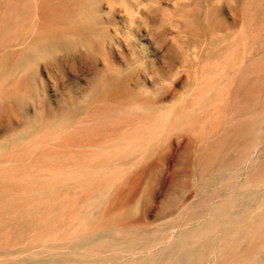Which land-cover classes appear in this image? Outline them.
I'll return each instance as SVG.
<instances>
[{
    "label": "rangeland",
    "instance_id": "obj_1",
    "mask_svg": "<svg viewBox=\"0 0 264 264\" xmlns=\"http://www.w3.org/2000/svg\"><path fill=\"white\" fill-rule=\"evenodd\" d=\"M166 1L157 23L171 25L167 60L176 52V61L168 60L165 85L177 84L159 105H172L171 132L130 140L122 155L117 148L129 130L100 121L94 107L99 60L57 51L5 80L0 74V264H264V0H221L223 25L215 28L200 11L205 0ZM100 6L105 30L124 39L123 8L108 0ZM64 7L65 0H0V71L39 31L59 29ZM211 36L239 45L216 82L219 95L193 105L191 85ZM154 85L142 91L153 93ZM56 125L64 129L47 132ZM32 130L37 139L9 144Z\"/></svg>",
    "mask_w": 264,
    "mask_h": 264
},
{
    "label": "bare ground",
    "instance_id": "obj_2",
    "mask_svg": "<svg viewBox=\"0 0 264 264\" xmlns=\"http://www.w3.org/2000/svg\"><path fill=\"white\" fill-rule=\"evenodd\" d=\"M100 1H102V0H77L75 6L72 7L69 4L70 0H65L64 12H63V15L60 17L61 27L59 29H56V30L44 29V30L39 31L34 36L32 41H30V42L28 41L29 43H28L27 47L15 59L16 62H14V65L10 66V67H4L0 71V74L3 75L2 79L5 80L7 77H9L11 75L14 76V73L18 74L19 72H21L26 66L28 67L31 64V62L32 63L38 62L39 60H41L45 56L49 55L50 53L57 52V51H61V52L65 51L68 54L81 53V54H83V55H85L91 59H94L96 61L99 60L100 63L103 64V68L99 70V74L94 78V84H93L94 86L92 85L94 92H92V91L91 92L94 95V107L96 109V106H97L100 110L99 120L102 119V120L108 121L107 123H109V122L119 123V124H122L126 127V129H127L126 132H128V130H129V133L124 134L123 138L120 137V138H122V141H121V144L119 143L117 150L119 151L118 153H120L118 155H122L126 150L128 152V149L131 148L130 142L132 140H143V139L148 140V138H153V137L155 138L156 136L161 135L162 133L169 134L171 132L170 126L172 125L171 122L173 121V114H174L173 110L170 109V106H172V105L168 106L169 108H165L161 104L159 105V103L166 100L168 97V94L172 93V89L169 86V84H171V85L177 84L176 80L171 79L170 83L168 85H165V82H166L165 74H166V71L170 67L168 60L170 61V63L172 62L171 60H173L171 58H170L171 60L170 59L167 60V58L169 57V50H170L167 47V45L168 44L172 45V41H173V38H171V37L169 38L168 34L172 33V30L170 28L171 25H170V27L167 28L164 26V24L161 25L162 22H161V24L157 23V19L160 20V18H158V14H159L158 12L161 11V13H162V10H163L162 9V1H164V2H168V1H166V0H148L149 2L144 4V2L142 0H108L111 9L114 5H119L120 7L123 8V11L129 17L128 26L126 27L127 36L124 39H120L117 37L115 39H113L110 31L105 30V21H102L98 16L99 12L101 10ZM204 2H205L204 7L200 8V11L203 9L202 15H204V17L207 18L206 21H208L209 25L212 26L213 28L219 26V24H221L222 22L221 23L219 22V19H218L216 14H220V12H221L220 10H217V8L221 9V0H205ZM224 2H225V0H224ZM231 2H233V1H231ZM226 3H228V2L226 1ZM35 5H36V3H35ZM230 8H232V7H230ZM35 9H37V8H35ZM235 11H236V9H235ZM197 14L199 15L198 11H197ZM190 17L189 18L186 17L184 19V21H182L184 26H186V27L190 26V22L192 21V19H190ZM220 17H221V15H220ZM183 18H184V15H183ZM246 18H247V23H248L247 25L251 26L253 21H254L252 13L248 12L246 14ZM170 20H171V18H170ZM221 20H223V19H221ZM225 20H226V17H224L223 21H225ZM227 21H228V19H227ZM222 25H223V23L221 24V27H222ZM206 26H208V24ZM229 27L231 28L230 25H229ZM203 30H204V28H203ZM230 30H232V29H230ZM235 32H233V33H235ZM242 34H243V32H242ZM190 36H192V35H190ZM236 36L238 37V35H236ZM140 38L143 39L144 41H146L147 44L139 46L138 43L140 44V42H141ZM112 40H114L113 46L115 47V52H116V54H118L120 59H117L118 58L117 55L114 56V47L111 50H110V48H108V45L110 44V42ZM204 41H205V39H204ZM244 42H242V44ZM184 43H185V41H184ZM124 44H126V45H124ZM204 45H205L204 47L207 46L208 49H207V47L206 48L203 47L201 49V52H200L201 54H200L199 63H198L199 66H198V71H197L198 77H196V79L192 82V85H191V93L194 96L193 102H192L193 105L194 104L197 105L200 101H203V102L207 101L209 96L211 95V93H217V95H219L218 90L215 87L216 82L218 81L219 77L221 76V73L223 72V68H225L224 65L227 66L228 65L227 62L232 60V58H229V56L231 55V53L235 49L238 48L239 43L236 42L235 40H232V39L229 40V39H224V38H220V37L215 38V37L211 36L210 38H208V40L205 42ZM171 50H172V48H171ZM238 51H243V48L240 47V50H238ZM179 54H181V53H179ZM239 54H240V52H239ZM173 55H174V53H173ZM148 58H151L150 62H148V60H147ZM175 58H176V52L174 55V60H175ZM182 61H184V58ZM178 62H181V61H178ZM185 62H187V61H185ZM239 63H240V61H239ZM15 64L17 66L16 69H15ZM172 64H174V63L172 62ZM147 65L152 66L151 67V73L154 76L150 75L151 73L149 74V71H148L149 69L147 70ZM236 66L237 65H235V67ZM64 67L65 66H63L62 68H64ZM172 67L174 69L175 66H172ZM239 67H240V65H239ZM184 68H185V65H184ZM39 69H40V67H39ZM42 70H41V72H42ZM135 70L137 72L135 73L134 77L129 78L128 75L132 71H135ZM179 70H178V72H179ZM234 73H235V71H234ZM42 74H43V72H42ZM170 75H171V73H170ZM170 75H167V76L170 77ZM28 77H29V74H28L27 78ZM76 78H78L77 74H76ZM76 78L73 77V79H76ZM30 79H31V77H30ZM167 79L169 80V78H167ZM149 81H150V83H153L155 85H154L153 93L147 94V93L143 92L142 89L146 90V88H147L146 85H147V83H149ZM180 81H179V83H180ZM23 82H25V81H23ZM34 82H35V80H34ZM24 84H26V82ZM131 84H133V86H131ZM34 85H35V83H34ZM75 85H76V83H75ZM184 85L185 84H183V86ZM52 86H53V84H52ZM133 87L137 88L138 90H134ZM179 87H180V85H179ZM24 88H25V86H24ZM24 88H23V90H24ZM176 88H178V87H176ZM66 90H68V89L66 88ZM7 91H9V90H7ZM26 91H27V89H26ZM69 94H71V93H69ZM170 97H171V95H170ZM171 98H170V100H171ZM108 100H111L112 103L109 104L107 102ZM168 101H169V99H168ZM85 102H86V100H85ZM92 102H93V100H92ZM81 107H83V105ZM85 108H86V104H85ZM92 109H93V107H92ZM0 111H1V109H0ZM93 112H95V111H93ZM252 113H253V111H252ZM94 114L96 115V113H94ZM183 115H185V113H183ZM192 117H194V116H192ZM247 117H249V116H247ZM64 120H65L64 123L72 121V119L69 116ZM228 120H229V118H228ZM228 120H227V122H228ZM36 121H38V120H36ZM2 122H3V120H2ZM45 122L46 121H44V123ZM229 123L230 122H228V125H229ZM101 125H102V123H101ZM127 126L129 127V129ZM226 126H227V124H226ZM40 127L41 126H39V128ZM49 127H51V128L49 129L48 127H46V130H48L47 132H49L50 134L53 131H57V129H60V128L64 129V127L61 125L49 126ZM233 128H236V126L232 127V130H233ZM1 130H2V128L0 127V131ZM41 130L42 129H40V131ZM252 131H254V130H252ZM252 131H251V134H252ZM241 133H243V131ZM220 134H218V136ZM253 135H255V134L253 133ZM185 136H186V134H185ZM246 137H247V135H246ZM251 137H253V136H251ZM129 138H132V139H129ZM178 138L179 137H177V139ZM238 138H240V137H238ZM32 139L33 140L37 139L36 130H32V131L24 133V134H22L16 138H13L9 142V144L12 145L13 148H15L14 146H20L21 147L25 143L28 144V142L32 141ZM166 139H164V140H166ZM215 139H216V136H215ZM211 140H212V138H211ZM245 140H247V139H245ZM251 140L253 141V139H251ZM210 141H208V142H210ZM237 141H238V139H237ZM33 142H35V141H33ZM33 142H31V143H33ZM187 142H188V140L186 141V144H187ZM208 142H206V143H208ZM245 142H243V143H245ZM36 143H37V141H36ZM156 145H157V143L155 144V146ZM247 145H249V144H247ZM4 146H5V144H4ZM4 146H3V148H4ZM28 146L29 145H27L26 147H28ZM177 146H178V144H177ZM192 146H194V144ZM5 147H7V146H5ZM31 148H30V150H31ZM16 149H17V147H16ZM161 149L165 150L166 148H161ZM20 150H21V148H20ZM175 150H177V149L175 148ZM202 150H203V148H202ZM166 151H167V149H166ZM25 152H26V150H25ZM200 152H202V151H200ZM4 153H5V150H4ZM31 153H32V151H31ZM172 153H174V152H172ZM7 157L9 158V155H7ZM155 157H157V155ZM112 158H113V156H112ZM138 158H140V157L138 156ZM157 158H159V157H157ZM0 159H2V157ZM165 159H168V158H165ZM169 161H171V159ZM123 163H124V161H123ZM130 163H132V162H130ZM110 165H111V162H110ZM119 165L121 166V164H119ZM125 165H126V163H125ZM166 166H167V164H166ZM123 167H125V166H123ZM119 169H122V167ZM119 169L117 167V169H115V171H117ZM113 171L114 170H112V172ZM110 173H111V171H110ZM103 176H106V175H103Z\"/></svg>",
    "mask_w": 264,
    "mask_h": 264
}]
</instances>
